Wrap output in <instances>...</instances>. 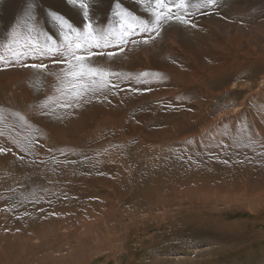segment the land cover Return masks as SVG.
<instances>
[{
  "label": "rangeland",
  "instance_id": "rangeland-1",
  "mask_svg": "<svg viewBox=\"0 0 264 264\" xmlns=\"http://www.w3.org/2000/svg\"><path fill=\"white\" fill-rule=\"evenodd\" d=\"M84 2L94 26L113 24L116 0ZM29 4L27 23L58 43L50 11L83 25L67 0H0V264H264V64L238 57L264 47V0H218L195 28L105 49L93 63L161 77L113 78L123 90L67 109L62 66L21 67L41 58L9 48Z\"/></svg>",
  "mask_w": 264,
  "mask_h": 264
},
{
  "label": "snow or ice",
  "instance_id": "snow-or-ice-1",
  "mask_svg": "<svg viewBox=\"0 0 264 264\" xmlns=\"http://www.w3.org/2000/svg\"><path fill=\"white\" fill-rule=\"evenodd\" d=\"M147 12L152 17L151 20L141 19L133 14L127 8H124L119 0H116L113 8V17L115 20L109 27L101 28L94 26V21L90 17L89 4L84 0H67L72 6H77L82 10L83 25L82 30L73 26L64 16L55 11H50L49 16L57 24L62 42L58 43L51 36L46 35L34 24L27 21L34 20L32 15L33 5L29 4L26 18L20 23V28L26 29V34L20 31H14L12 36V44L15 45V56L17 61L21 57L32 55L40 57V62L21 63V67L44 70L48 67L43 62V58L47 57L53 64L61 65L57 73V81L59 91L61 93L62 102L59 104L62 108L78 107L80 101L85 103L89 99H97L101 96L107 99L106 92H113L120 89L119 83H112L113 78L120 80H135L136 83L150 84L151 81L145 79L147 77L160 78L161 73L142 71L137 75L123 74L113 72L112 70L93 63V58L105 55L104 50L108 48H118L124 51L129 43L148 44L160 35L162 26L173 23L197 27L193 17L196 14L208 15L207 10L212 8L218 0H139ZM133 37H141V40L132 39ZM109 58L116 55V52L109 51L106 53ZM4 61V57L0 56V62ZM123 90V89H120ZM129 91L148 92L150 87L133 88ZM110 102V101H109ZM44 105L41 112L47 108ZM22 124H26L25 116L15 113ZM3 133L0 132V136ZM251 140V138H249ZM31 145H29V148ZM29 148H25L27 151ZM11 151L10 148L0 147V153ZM228 163V161H224ZM54 215V213H53Z\"/></svg>",
  "mask_w": 264,
  "mask_h": 264
},
{
  "label": "bare ground",
  "instance_id": "bare-ground-1",
  "mask_svg": "<svg viewBox=\"0 0 264 264\" xmlns=\"http://www.w3.org/2000/svg\"><path fill=\"white\" fill-rule=\"evenodd\" d=\"M255 48V47H254ZM231 49V48H230ZM230 49H228V51L230 50ZM255 51H256V49H249V50H246L241 56H238L237 54V56L241 59V61H243L244 63L246 62L247 63V61L245 60L246 59V55H248L249 56V58H252V59H255V60H258L261 64H264V47H262V50H261V52H259V53H255ZM230 53H232V52H230ZM228 55V54H227ZM237 59V58H236ZM245 60V61H244ZM230 61V60H229ZM235 65V64H234ZM237 65V66H236ZM235 66H233L232 67V65H227V67H225L224 68V71H225V69L226 70H228V71H230V72H232V74H233V77L235 78V77H237V75H239V74H241L240 72L241 71H243L244 70V68L242 69L241 67H240V64H236ZM247 65V64H246ZM252 65V64H251ZM259 66H263V65H259ZM264 67V66H263ZM246 70V69H245ZM248 70V69H247ZM246 70V71H247ZM229 72V73H230ZM252 72V71H251ZM226 73H228V72H224L223 74H226ZM243 74V73H242ZM221 76V75H220ZM232 76V75H231ZM224 79V78H223ZM231 79H233V78H231ZM228 80V79H227ZM230 80V79H229ZM225 81H226V79H225ZM219 83V82H218ZM228 90V89H227ZM229 91V90H228ZM230 92V91H229Z\"/></svg>",
  "mask_w": 264,
  "mask_h": 264
}]
</instances>
